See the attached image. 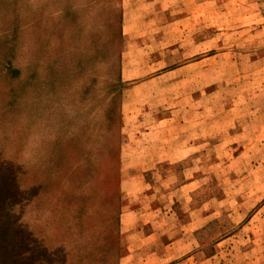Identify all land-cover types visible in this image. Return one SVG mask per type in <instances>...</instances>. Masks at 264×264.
<instances>
[{"label": "rangeland", "instance_id": "1", "mask_svg": "<svg viewBox=\"0 0 264 264\" xmlns=\"http://www.w3.org/2000/svg\"><path fill=\"white\" fill-rule=\"evenodd\" d=\"M170 13L142 44L122 0H0V264H120L140 181L171 264H264V0Z\"/></svg>", "mask_w": 264, "mask_h": 264}, {"label": "crops", "instance_id": "2", "mask_svg": "<svg viewBox=\"0 0 264 264\" xmlns=\"http://www.w3.org/2000/svg\"><path fill=\"white\" fill-rule=\"evenodd\" d=\"M171 2L172 0H122L124 10V24H126L124 33L126 40L129 42L148 43L146 37L147 28L150 33L160 35L158 42L164 43L167 36V30L170 27L171 20ZM149 20V21H146ZM142 28V29H141ZM154 40L155 39V35ZM136 38V39H135ZM131 40V41H130ZM141 178L146 179L149 172L143 171L140 173ZM142 186L136 187L131 192L130 203L135 205L133 211L127 215L123 221L122 233L126 234L128 244L131 243L132 248L122 254L120 264H171L170 260V234L165 237V225H170V222L160 218L150 219V215L155 216V212L163 211V207L157 203L158 194L155 192L152 185L143 183ZM165 194V193H164ZM164 196V195H163ZM159 214H156L158 216ZM167 233V232H166ZM166 239V240H165ZM162 259V262H160Z\"/></svg>", "mask_w": 264, "mask_h": 264}]
</instances>
